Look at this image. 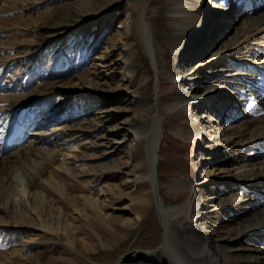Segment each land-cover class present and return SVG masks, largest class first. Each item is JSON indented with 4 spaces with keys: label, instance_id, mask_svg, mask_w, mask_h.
<instances>
[{
    "label": "rangeland",
    "instance_id": "obj_1",
    "mask_svg": "<svg viewBox=\"0 0 264 264\" xmlns=\"http://www.w3.org/2000/svg\"><path fill=\"white\" fill-rule=\"evenodd\" d=\"M75 1L79 0H0V137L4 143L10 135L8 129L17 127L18 131L25 123V134L31 135L1 153L2 158L8 157V161L5 165H0V199L3 200L0 201V209L8 217L6 221L10 228H5L7 224L0 225V264L4 261L6 264H181L179 259L183 260L184 254L188 252L184 249L177 254L175 250L163 246L165 227L157 200L153 197L146 167L140 171L137 169L138 161L147 162L151 155L147 153L148 140L143 136L134 137L132 133V137L123 140L114 154H110V149L97 139V133L101 131L95 127L99 122L96 118L98 112L127 109L125 129L131 128L136 120L150 123L156 114L151 107L161 98L159 109L164 122V137L160 143L157 166L161 195L168 208L194 203L199 205L200 213L209 218L196 223L188 216L185 217L182 211L173 212L170 220L179 244L196 232L197 227L201 230L200 237L209 240L213 231H226L242 222L244 201L248 194L245 190L226 182L214 184L210 189L207 187L199 192L193 190L192 186L197 185L204 177L205 169H219L222 166L217 164L220 165L223 160L213 166H208L202 160L209 157L207 146L212 142L207 141L208 136L204 135L206 141L200 142H187L182 137L185 133L182 135L181 129L187 130L190 126L188 121L196 119L199 114L196 109H192L190 114L177 113L169 111L167 106L181 100L182 82H189L186 74L195 67L199 56H202L201 60L207 61L217 53L223 55L220 41L232 42L244 20L255 19L264 14V0H228L229 6H222L226 8L225 11L216 10L218 13L214 16L209 11L213 9L212 5L202 10L190 6L188 13L178 12L174 18L169 17L170 9L180 0H120L119 5L110 6L104 21L87 22L88 24L79 18H73L70 3ZM96 1L108 6L112 0ZM227 13L234 21L220 23L218 19H222ZM184 14L188 16L185 17ZM142 15L147 17L154 33L159 73L142 39L138 23ZM129 22L135 23L130 33L127 30ZM57 25L61 29L67 25L69 27L63 35L48 44L44 43L48 34L46 31ZM222 25L229 29L224 34L221 31L211 37V30ZM127 34L132 35L135 45V57L132 58L135 76L131 83L122 82L124 77L121 63L119 64L123 57L119 46L126 41ZM167 39L187 46L190 53L186 51V60H177L166 43ZM114 45L117 48L115 47L111 62L118 61L113 67L116 77L100 85L101 70L94 71V66L99 63L98 56L102 52L113 51ZM231 46L232 43H229L226 54L230 52ZM242 46L249 61L264 57V36L246 41ZM211 62L214 63L215 59ZM226 74L229 73L223 75ZM158 82H161L160 93ZM66 83L78 85L73 89H65L66 92L62 93L61 88L71 87L66 86ZM126 85L130 90L116 96L119 89ZM227 93L228 89L225 88L219 97H224ZM48 105L53 106L51 114L47 111L49 116L58 115L54 117L53 124L38 128L28 115L35 114ZM69 105L70 116H62L61 112ZM216 111L217 114L221 111L219 106L215 111L209 110L208 118H200L195 127L203 129L210 125L208 121L212 112ZM231 112L229 110L226 114H219L221 119L218 123H215L217 115L212 116L214 121L211 123L225 131L221 136L222 141L230 137V126L237 127L246 120L264 116V113H255L243 118L238 114L233 119L232 115L230 117ZM47 113H41L40 117L43 118ZM262 122L264 120L256 121L251 128H256V124ZM63 128L74 130L73 135L68 133L67 137L63 136V139L57 141L55 136L53 143H47V140L42 144L31 143L36 133L47 136L51 134L50 130ZM82 130H89L90 133L85 137L80 136ZM94 130L97 131L96 134ZM29 144L32 150L24 158L17 159L15 155L19 148ZM82 144L90 145V148L82 152V159L71 165L72 153H79L83 149ZM255 146L258 150L263 149L264 139ZM53 151H56L55 158H50L52 160L48 167L44 159L52 156ZM225 152H228L227 146L222 145L221 154ZM234 152L242 160L251 153L246 148L236 149ZM66 160L70 161L69 167L74 169L72 172L63 169ZM13 169L16 172L14 174L11 173ZM33 170L40 173L42 178L32 185V193L43 192L52 202L54 207H46L43 211V218L48 223L56 220L61 212V226L67 236L66 247L56 244L52 234L32 228L39 226L35 217L16 224L14 216L3 210L9 202L5 200L7 193L12 195L23 187L27 188L28 173ZM10 174L15 177L11 185L7 182ZM98 175L100 179L96 178ZM12 199L13 197L10 200ZM102 199L106 203L97 211L93 204ZM150 204L148 211H145L144 207ZM214 210L217 214H210ZM127 219H134L135 224L122 222ZM4 229L7 232L2 234ZM260 236L247 234L239 239L236 247L231 246L229 250L226 241L218 242L215 239L210 245L218 247L221 244L220 251L216 248L221 264L229 261L245 263L252 251L245 246L237 251L240 249V242H259ZM17 248L20 250L17 254L20 257L16 254L8 255ZM203 261L201 260L202 263ZM205 261L207 264H214L209 257Z\"/></svg>",
    "mask_w": 264,
    "mask_h": 264
},
{
    "label": "bare ground",
    "instance_id": "obj_2",
    "mask_svg": "<svg viewBox=\"0 0 264 264\" xmlns=\"http://www.w3.org/2000/svg\"><path fill=\"white\" fill-rule=\"evenodd\" d=\"M119 1L120 0H115V1L112 0L109 3L108 5L109 7H108L99 4L96 0H79L70 3V8H72L71 13L74 16L73 18H79L81 21H83V23L93 22V21L98 22V21H104L110 6L112 7L115 5H119ZM238 1L240 2L241 0ZM176 3L177 4L170 9L169 17L171 18L176 17L177 13L181 11H183V13L184 12L188 13L187 10L188 7L190 6H194V8H199L200 10H202L203 8H208V7L210 8L209 5H212L211 7L215 9V11L218 10L219 12L225 11L224 9L226 8L222 7L224 6V4L225 6H229L228 0H180L179 2ZM221 8L223 10L220 11ZM213 9L209 10L210 15L212 16H214L215 13H218V11L215 12L213 11ZM186 16L188 15H185V17ZM232 19L233 17H230V15L227 13L222 19H218V20L221 23V22L234 21ZM138 23L140 24V31L142 34V39L146 45V49L150 53V56L152 57L153 64L156 68L157 73H159L157 52L155 48L156 41L153 30L150 24L148 23L147 17L145 15H142L140 17ZM242 24L243 25L240 26L241 29L237 30L234 37L232 38L231 40L232 42H229L228 40L220 41V46H221L220 51L223 53V55L217 53L209 60L207 59V61L201 60L203 58L202 56H199L200 61L197 60L198 62H196L195 67L192 70L189 69V73L186 74L187 76L186 79L189 82L187 83H185L184 81L182 82L183 89L180 94L181 100L172 103L170 106H167V109L169 111H173V112L176 111L177 113L185 112L190 114L192 109H196V111L199 112V114H197V116L195 117L196 119H190L188 121V124L190 126L187 130L181 129L182 135L183 133H185L183 136L182 135L181 136L187 142H192L195 140L199 142L202 140L206 141V138L204 139V135L206 137L208 136L207 141L212 142V144L207 146V149H209L210 153L207 155L209 157H204L202 158V160L206 161L204 163L207 164L208 166L216 165L218 161L223 160V162H221L220 165L217 164V166H222L219 167V169L206 168L204 171L205 175L203 178H201V181L199 180L200 182L197 185L192 186L193 190L195 192H199V190L206 189L207 187L210 189L212 185L218 184L220 182L222 183L226 182L229 185L231 184L232 186H237L245 190L246 193L248 194L246 198L247 200L244 201L245 212L243 214L244 220H242V222H239L238 224L231 226V228L227 229L226 231H221L220 229L213 231L209 240L207 238L200 237L201 230L197 227L196 232L192 233V235L188 236L184 241H182L181 244H179L176 240V233L170 220V215L173 212L182 211L185 217L188 216V218L192 222H196V223L207 220L209 218H207V216L204 217L203 214H201L199 211V205L194 203L191 204L190 206H183L179 208H168L166 206L163 196L161 195L160 192L161 187L158 179L157 167L156 169H154L153 166L154 156L156 154L157 149H158L157 154H158V162H159L160 143L162 141V138L164 137V122L161 111L159 109V103L161 98L159 97L156 101L155 106L151 107L153 108V112L155 111L156 114L152 118L150 123L144 122L142 120H136L131 128L125 129L124 123L126 121L125 118L128 115L127 109H119L112 111L106 110L103 112H98L99 113L98 118H96L97 121L99 122L98 125L95 127H97L101 132L97 133L96 131L97 129L94 130L93 132L95 134L97 133V139L100 142H102L103 145H105L107 148L110 149L109 151L110 154H114L115 150L118 147H120L121 144H123V140H125L127 137L129 138L132 137V133H134L133 134L134 137L140 138L143 136L148 140L147 153L148 155L150 154L151 155L150 157H148L147 162H143V160H139L137 163V167H138L137 169H139L140 171L142 168L146 167L147 177L151 182L153 197H155L157 200L159 213L165 227L163 246L175 250L177 254L181 253L184 249L188 252L184 254L183 260L179 259L181 264H207L205 261L207 257L211 259V263L221 264L220 258L218 257L219 253L216 250L217 248L220 251L221 244H219L218 247H215V246H211L210 242L215 239L218 242L226 241L228 242V245L226 247L229 250L231 246L236 247L238 245L237 243L239 242V239L243 238L247 234H253L255 237L261 235L260 236L261 238L258 239L259 242H255L253 240L248 243L243 242V244L240 242V249H237V251H240L243 246H245V248H249V250L252 251V254L249 255V260L245 263L234 262V261H232L233 262L232 263L231 261H229L227 264H264V148L263 149L260 148L258 150V147L255 146L259 141H262L264 139V124H263L264 122L259 124L257 123L256 125L258 126L255 125L256 128H251L252 125L256 123V121L260 122L261 120H264V116H261L260 118L257 119L246 120L242 125L237 127L230 126L231 127L229 130L230 137L226 138V140L224 141L221 140V136L223 133H225V131L217 128L214 124L211 123V121H214V119L212 118L214 114L217 115L215 117L216 120L215 123L216 122L218 123L221 119L220 116L218 115L222 113L226 114L229 110L232 111L230 117L232 115L233 119H236L238 114L240 115V117L247 118L249 115L251 116L252 114L255 113H260V115L264 113V57L262 58L258 57L255 61H249V58L246 57L244 54L245 52L242 46L243 43H245L246 41L249 42L250 40L252 41L254 39H257V37L264 36V14L260 15L255 19H250V20L246 19ZM134 25L135 23L130 24L129 22L127 29L129 33L132 32ZM68 27L69 25H67L64 29H61V26L57 25L55 28L53 27L49 31H46V33L48 34L44 40V43L48 44L52 42L54 38L56 39L60 35H63L66 32V30H68ZM220 27L218 29L217 27H215L214 30H211L210 36L214 37L215 34L218 35L219 32L221 31H223L224 34L225 30L229 29L228 27L225 28V25H222ZM130 35L131 34H127V37L125 38L126 41H124V43L122 42L123 44L121 45V47L119 46V50L123 54V57L119 62V64L121 63V67H122L121 72L124 77L122 79V82H129V83L133 82L135 76L134 75L135 71L132 69V58L135 57V45L132 41V35L131 36ZM166 43L171 48L172 53L173 55H175L177 60L180 59L184 61V58L185 60L187 59L186 57H188L187 56L188 54L186 51L190 53V50L186 49L187 46L185 47L184 43L176 44L170 39H167ZM229 43H232V46L230 47L231 48L230 52L226 54L225 50L228 47ZM113 47H114L113 51L102 52L100 56H98L99 63L94 66V71L97 72V70L99 69L101 70L100 71L101 79L99 80V83L101 82L100 85L107 83L115 79L116 77L113 71L114 69L113 67L117 65L118 61L111 62V60L113 59L112 58L113 53L117 47L116 45H114ZM212 59H215L214 63L211 62ZM215 69L217 70L214 71ZM232 72L234 74H232ZM224 73H229V74L223 75ZM65 85L71 87L61 88L62 90L60 89V91L62 93L66 92L64 91L65 89H70V88L73 89V87L78 84L71 85L70 83H66ZM160 85L161 82H158L157 88L159 93H160L159 90ZM225 88L228 89V93L224 97H219L220 92H222L223 89ZM129 90L130 87L126 85L125 87L119 89V92H117L116 96H120V94L128 92ZM216 104H218L217 107H214ZM48 106L42 107V109H39L35 114L28 115V117L32 118L31 120L33 121V123H35V126L38 125V128L40 126L42 127L49 126L51 123L53 124L52 121L55 120L54 117H57L58 115L56 114L53 115L52 117L49 116L51 114L50 112L52 111L53 106L52 105H48ZM218 106L221 110L220 111L221 113L218 112L217 114V111L216 113L212 112L211 118L208 121L210 122V125L206 126L203 129L202 128L197 129L195 127V124L198 122V120L204 117L208 118V111L209 110L215 111L218 108ZM69 108L70 105L67 106V108H65V111L61 112L62 116L63 114L65 117L70 116ZM47 111L50 114H48ZM201 111H203L204 113L200 114ZM41 113H47V114H45L46 116L41 118L40 117ZM28 117L26 118V120L28 119ZM25 125L26 123L22 124V126L19 128L18 131H17V127L15 128L13 127L11 130L10 129L7 130V132L10 133V135H8L7 133L9 137L8 139L6 138L5 142L3 141L4 146L1 147L0 149V165L3 166L8 161V157L2 158L1 156V153L4 151L6 146L8 144L9 145L18 144L22 140L23 141L25 140L27 136L24 131ZM50 132L51 134H48L47 136H44L41 133H36L35 139L33 141L31 140V143L33 145L38 143L42 144L43 142H46V140L47 143L50 142L53 143V138L55 136L56 137L54 139H56L55 141H57L63 136L67 137L68 133H70L69 135H73L74 130L63 128V130L52 129V131L50 130ZM89 133H90L89 130L87 131L82 130L80 136L85 137ZM7 135L4 136V139ZM119 135L122 137L120 138ZM223 136H225V134ZM2 139L3 138L0 137V146H2ZM91 142H93V140ZM222 145L227 146L228 152L221 154ZM31 147L30 144L24 147H20L17 154L14 155L17 157V159L21 157L24 158V156L27 155L28 151L30 152L32 150ZM82 147L83 149H80L79 153L71 152L73 156V161L71 165L76 164L80 159H82L83 156L82 152L88 150L90 148V145L82 144ZM78 148L81 147L79 146ZM112 148L114 149L112 150ZM240 148H246L247 150H249V152L251 151V153L246 155L243 160L237 158L234 154L235 153L234 151ZM55 152L53 151L52 154L53 157L50 156L49 158L44 159L47 165L51 163L52 159L50 158L53 159L55 158ZM23 158L21 160H23ZM65 162L66 163H64L63 169L65 168V170L72 172L74 169H71L69 167L70 161L66 160ZM154 170L156 174L154 173ZM11 173L14 174L16 172L13 169ZM12 174H10L11 176L7 181L8 184L10 185L13 183L15 179L14 175ZM28 174H29L28 187L27 188L23 187L21 190H18L17 192L15 191L14 193L12 192L13 193L12 195L10 193H7V197H5V200H9V202L6 201L7 202L5 205L6 207L3 208V210H7L9 214L14 216V218L16 219L14 223L16 224L23 223L25 222V220H32L35 217L39 221V226L32 228L41 229L44 230L46 233L52 234L54 236L53 238H55L56 244H61L66 247L67 245L65 243V240L67 236L65 235V231L61 226L62 224L61 212H59L60 216L51 223H48V221L44 220L43 218L44 209H46V207L48 208L49 206L50 207L52 206L51 208H53L54 206L52 202L47 199V195L45 193L43 192H39L36 194L32 193V189H33L32 185L33 184L35 185L36 181L42 178L41 174L34 172V170L32 172H29ZM98 177L100 179L99 175L96 178ZM100 196L103 197L102 195ZM12 197L13 199L10 200ZM236 197L237 196H235V198ZM0 201L2 202L3 200L0 199ZM104 203H106L104 199H102L101 201L96 200L93 205H95V207H97L98 209L97 211H99L103 207ZM150 206L151 204L145 206L144 210L148 211ZM210 214L216 215L217 212L214 210L211 211ZM7 218L8 217L5 216V214L2 213L0 209V225L2 224L4 226L5 224H7L8 223V221H6ZM122 222L127 224L128 223L135 224L134 219L132 220L127 219V220H123ZM5 228L6 229L10 228V225L7 224ZM5 232H7L5 231V229L1 231L2 234ZM70 244L75 246V243L73 241H70ZM19 252L20 250L17 248L12 250L8 255H13V254L17 255L19 254ZM225 252L227 251L225 250ZM151 253L152 252H150L149 254ZM17 257L20 256L17 255ZM26 258L28 259V257ZM201 260L202 261L204 260L203 263L201 262ZM6 263L7 262L5 261L3 262V264Z\"/></svg>",
    "mask_w": 264,
    "mask_h": 264
},
{
    "label": "water",
    "instance_id": "obj_3",
    "mask_svg": "<svg viewBox=\"0 0 264 264\" xmlns=\"http://www.w3.org/2000/svg\"><path fill=\"white\" fill-rule=\"evenodd\" d=\"M158 149L156 150V154H155V156H154V164H153V166H154V169H156V167H157V164H158ZM154 173H155V170H154ZM156 174V173H155Z\"/></svg>",
    "mask_w": 264,
    "mask_h": 264
}]
</instances>
